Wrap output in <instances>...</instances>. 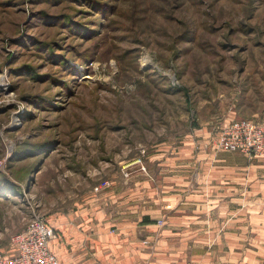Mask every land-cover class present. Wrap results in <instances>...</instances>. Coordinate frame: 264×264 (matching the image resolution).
<instances>
[{"label": "rangeland", "instance_id": "374dc122", "mask_svg": "<svg viewBox=\"0 0 264 264\" xmlns=\"http://www.w3.org/2000/svg\"><path fill=\"white\" fill-rule=\"evenodd\" d=\"M241 119L264 123V0H0V250L35 214L95 236L112 181ZM250 199L225 218L264 264Z\"/></svg>", "mask_w": 264, "mask_h": 264}, {"label": "crops", "instance_id": "0c3cea01", "mask_svg": "<svg viewBox=\"0 0 264 264\" xmlns=\"http://www.w3.org/2000/svg\"><path fill=\"white\" fill-rule=\"evenodd\" d=\"M211 132L200 131L203 139L195 156L191 142L184 141L175 154L160 151L164 156L154 157L157 164L152 162L148 173L116 175L118 183L112 181L114 186L99 203L102 230L95 236L85 237L71 222L51 223L43 216L54 232L50 249L59 263L187 264L192 251L193 264H206L209 256L214 261L211 256L221 251L217 264H251L246 246L251 238L249 218L229 220L225 213H233L234 205H241L236 212L248 211L252 186L264 191L263 159L254 157L251 162L243 153L214 152L213 145L208 146ZM214 213L222 219H215ZM110 227L116 228L112 234L107 233ZM219 228H224L221 234ZM254 240L264 244V235ZM203 244L209 246L203 249ZM2 251L14 250L10 245Z\"/></svg>", "mask_w": 264, "mask_h": 264}, {"label": "built area", "instance_id": "2783aa9c", "mask_svg": "<svg viewBox=\"0 0 264 264\" xmlns=\"http://www.w3.org/2000/svg\"><path fill=\"white\" fill-rule=\"evenodd\" d=\"M216 152H239L264 157V123L241 119L223 125L213 139ZM104 181L101 187H106ZM54 232L40 214H35L24 229L11 236L12 253L0 250V264H60L50 249Z\"/></svg>", "mask_w": 264, "mask_h": 264}, {"label": "bare ground", "instance_id": "6f19581e", "mask_svg": "<svg viewBox=\"0 0 264 264\" xmlns=\"http://www.w3.org/2000/svg\"><path fill=\"white\" fill-rule=\"evenodd\" d=\"M2 83V82H1Z\"/></svg>", "mask_w": 264, "mask_h": 264}]
</instances>
